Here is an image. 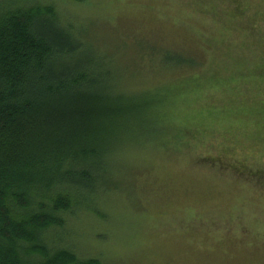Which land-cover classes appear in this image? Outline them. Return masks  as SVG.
Returning <instances> with one entry per match:
<instances>
[{
  "label": "rangeland",
  "instance_id": "rangeland-1",
  "mask_svg": "<svg viewBox=\"0 0 264 264\" xmlns=\"http://www.w3.org/2000/svg\"><path fill=\"white\" fill-rule=\"evenodd\" d=\"M7 2L81 25L129 100L95 193L71 192L48 243L102 264H264V0Z\"/></svg>",
  "mask_w": 264,
  "mask_h": 264
},
{
  "label": "trees",
  "instance_id": "trees-1",
  "mask_svg": "<svg viewBox=\"0 0 264 264\" xmlns=\"http://www.w3.org/2000/svg\"><path fill=\"white\" fill-rule=\"evenodd\" d=\"M11 2L0 4V264H102L46 234L82 198L71 192L95 193L106 135L129 100L112 93L106 59L86 49L81 25L51 5ZM237 9L243 22L248 12Z\"/></svg>",
  "mask_w": 264,
  "mask_h": 264
}]
</instances>
